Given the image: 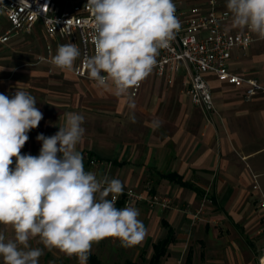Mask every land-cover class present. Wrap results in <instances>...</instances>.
<instances>
[{"label": "crops", "instance_id": "obj_1", "mask_svg": "<svg viewBox=\"0 0 264 264\" xmlns=\"http://www.w3.org/2000/svg\"><path fill=\"white\" fill-rule=\"evenodd\" d=\"M179 1L189 6L204 0ZM217 1L227 11L226 0ZM230 23L229 19L224 27L240 31L230 30ZM252 35L255 41L245 56L233 52L230 69L264 87V40ZM52 47L54 55L57 46ZM206 80L215 111L192 105L183 71L168 83L154 70L130 110L126 98L47 63L0 65V93L11 97L17 87L27 91L43 113L39 126L28 133L22 154L38 155L37 135H54L64 113L77 112L85 118L78 150L86 171L118 178L124 190L169 201L165 209L136 204L147 230L142 242L123 247L105 238L92 246L87 264H148L153 246L168 235L170 242L158 264H259L264 211L253 185L256 182L264 194V92L246 101L244 88L213 75H206ZM156 118L162 121L159 129L151 127ZM0 231L12 235L10 227L0 226ZM30 245L43 248L38 238ZM39 264L79 261L44 249Z\"/></svg>", "mask_w": 264, "mask_h": 264}, {"label": "clouds", "instance_id": "obj_2", "mask_svg": "<svg viewBox=\"0 0 264 264\" xmlns=\"http://www.w3.org/2000/svg\"><path fill=\"white\" fill-rule=\"evenodd\" d=\"M84 7L91 17L93 54L81 60L80 69L97 88L126 98L134 110L130 91L152 74L160 51L181 29L174 0H87ZM225 7L230 30L264 40V0H226ZM80 58L79 46L70 42L57 46L50 63L74 71ZM36 105V98L18 87L11 97L0 93V226L12 231L10 237L0 231V264H39L44 249L87 264L92 246L105 238L123 247L141 243L147 230L140 210L116 207L124 183L85 170L78 150L83 115L64 113L54 135H37L38 155L22 154L28 133L43 119ZM161 126L159 118L152 120L153 129ZM36 238L43 248L30 245Z\"/></svg>", "mask_w": 264, "mask_h": 264}, {"label": "built area", "instance_id": "obj_3", "mask_svg": "<svg viewBox=\"0 0 264 264\" xmlns=\"http://www.w3.org/2000/svg\"><path fill=\"white\" fill-rule=\"evenodd\" d=\"M86 3L87 0H0V45L7 44L19 34H31L38 26L51 39L70 40L79 46L81 58L76 64L77 70L69 72L89 80L80 69L81 60L93 54L89 28L91 17L84 7ZM174 3L181 29L170 47L160 51L158 65L154 69L159 78L170 83L183 71L187 77L186 93L192 105L204 111H215L206 75H213L227 85L244 88L246 101L251 100L255 93L264 92V87L256 79L230 69L233 52L238 50L245 56L255 41L251 33L226 29L224 24L230 17L227 11L219 8L217 0H204L189 6H184L179 0H174ZM51 55L53 47L46 42L44 54L38 56L37 63L54 66L50 63ZM142 84L130 91L132 98L138 96ZM253 189L258 192L257 203L264 211V194L256 182ZM142 202L150 208L158 206L165 209L169 206L167 199L134 189H125L116 200V204L121 203V208ZM197 215L198 212L194 218ZM259 233H264V221ZM258 263L264 264V248Z\"/></svg>", "mask_w": 264, "mask_h": 264}, {"label": "rangeland", "instance_id": "obj_4", "mask_svg": "<svg viewBox=\"0 0 264 264\" xmlns=\"http://www.w3.org/2000/svg\"><path fill=\"white\" fill-rule=\"evenodd\" d=\"M46 42H50L54 47L66 44L60 39L52 40L38 27L31 34H19L7 44L0 45V65L7 67L10 64L13 67L19 65V63L33 64L37 60V55L44 53L43 49ZM148 194L152 195L151 193ZM196 218L194 219L196 220Z\"/></svg>", "mask_w": 264, "mask_h": 264}, {"label": "trees", "instance_id": "obj_5", "mask_svg": "<svg viewBox=\"0 0 264 264\" xmlns=\"http://www.w3.org/2000/svg\"><path fill=\"white\" fill-rule=\"evenodd\" d=\"M118 208H121V203L116 204ZM170 235L158 242L153 246V254L148 264H158L161 257L165 254L168 243L170 242Z\"/></svg>", "mask_w": 264, "mask_h": 264}]
</instances>
